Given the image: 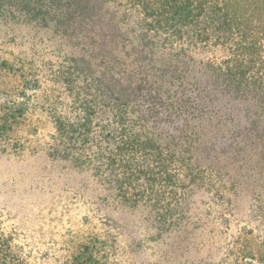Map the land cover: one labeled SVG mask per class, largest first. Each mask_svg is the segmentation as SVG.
I'll use <instances>...</instances> for the list:
<instances>
[{
    "label": "trees",
    "instance_id": "obj_1",
    "mask_svg": "<svg viewBox=\"0 0 264 264\" xmlns=\"http://www.w3.org/2000/svg\"><path fill=\"white\" fill-rule=\"evenodd\" d=\"M116 1L0 0V23L94 45L55 64L65 97L50 103V156L92 170L168 231L210 147L264 169V0H120L117 9ZM207 53L221 59L200 57ZM27 110L5 106L0 136ZM12 242L0 227V264H17ZM101 244L80 243L67 264H108ZM252 258L264 264V242Z\"/></svg>",
    "mask_w": 264,
    "mask_h": 264
},
{
    "label": "rangeland",
    "instance_id": "obj_2",
    "mask_svg": "<svg viewBox=\"0 0 264 264\" xmlns=\"http://www.w3.org/2000/svg\"><path fill=\"white\" fill-rule=\"evenodd\" d=\"M73 41L34 24L0 23V115L7 105L28 107L0 136V227L13 237L17 264H67L90 239L102 241L108 264H260L252 257L264 242V169L230 163L210 147L180 195L178 224L162 231L150 207L124 205L92 170L50 156V103L65 97L55 64L94 47Z\"/></svg>",
    "mask_w": 264,
    "mask_h": 264
}]
</instances>
